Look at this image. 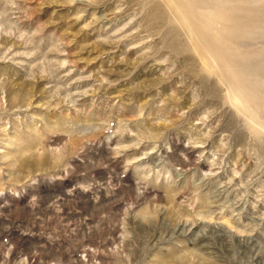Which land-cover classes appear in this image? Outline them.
Wrapping results in <instances>:
<instances>
[{"label":"rangeland","instance_id":"374dc122","mask_svg":"<svg viewBox=\"0 0 264 264\" xmlns=\"http://www.w3.org/2000/svg\"><path fill=\"white\" fill-rule=\"evenodd\" d=\"M0 264H264V0H0Z\"/></svg>","mask_w":264,"mask_h":264}]
</instances>
